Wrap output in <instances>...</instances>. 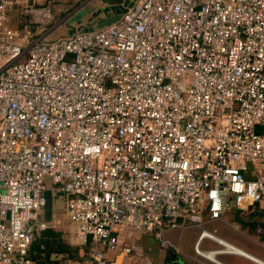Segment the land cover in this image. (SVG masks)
I'll use <instances>...</instances> for the list:
<instances>
[{
    "label": "built area",
    "instance_id": "obj_1",
    "mask_svg": "<svg viewBox=\"0 0 264 264\" xmlns=\"http://www.w3.org/2000/svg\"><path fill=\"white\" fill-rule=\"evenodd\" d=\"M49 15L0 0V264L32 263L49 196L92 264H123L106 252L138 234L168 247L165 230L231 202L264 207V0H134L56 39L13 26Z\"/></svg>",
    "mask_w": 264,
    "mask_h": 264
},
{
    "label": "crops",
    "instance_id": "obj_2",
    "mask_svg": "<svg viewBox=\"0 0 264 264\" xmlns=\"http://www.w3.org/2000/svg\"><path fill=\"white\" fill-rule=\"evenodd\" d=\"M38 3L48 7L50 15L47 22L36 27L31 36L33 39L38 34V38L56 39L89 28L94 20L91 13L99 5L98 0H38ZM13 24L20 28L28 25L18 19ZM257 165L263 166L264 172V161ZM250 168L254 169V166ZM60 196H49L50 208L46 211L43 208L39 212L40 219L48 220V227L38 231L30 247L31 264H92L87 254L88 244L76 236ZM60 208L61 213L58 214ZM179 222V227L163 233V237L170 242L168 247L162 246L151 234H138L134 241L136 248L130 254L121 251L125 244L120 243L119 250H108L106 255L123 264H264V207L228 209L213 220H209L205 214L200 226L189 221ZM201 226L215 236L203 237L199 244L201 250L210 251V257L201 256L193 249L197 235L203 230ZM54 237L61 245V251H48L47 242L54 241ZM224 242L231 245L233 250H224Z\"/></svg>",
    "mask_w": 264,
    "mask_h": 264
},
{
    "label": "water",
    "instance_id": "obj_3",
    "mask_svg": "<svg viewBox=\"0 0 264 264\" xmlns=\"http://www.w3.org/2000/svg\"><path fill=\"white\" fill-rule=\"evenodd\" d=\"M98 7L91 13V18H94L93 23L90 27L94 25H107L113 21H116L120 15L130 7L134 0H98ZM103 15V16H99ZM179 262H174L178 264Z\"/></svg>",
    "mask_w": 264,
    "mask_h": 264
},
{
    "label": "rangeland",
    "instance_id": "obj_4",
    "mask_svg": "<svg viewBox=\"0 0 264 264\" xmlns=\"http://www.w3.org/2000/svg\"><path fill=\"white\" fill-rule=\"evenodd\" d=\"M39 4V3H38ZM41 5V4H40ZM16 19H18V18H15L14 20H16ZM13 20V21H14ZM19 20V19H18ZM26 23H28V25H26V27L27 28H29L32 32H33V34H34V32H35V30H36V27L37 26H39V25H37V24H35L32 20H30V21H28V20H26ZM13 26H15V24H13ZM17 26V25H16ZM18 27V26H17ZM33 27V28H32ZM39 35V34H38ZM37 35V36H38ZM35 37V38H38V37ZM46 39H48V38H46ZM260 166V165H259ZM45 182L46 183H50V180H49V178L48 177H46L45 178ZM60 198L63 200V201H65V197H64V194H61V196H60ZM50 204H51V201H48L47 202V204H46V206H45V211L46 210H48L49 208H50ZM228 209H238L235 205H234V203L233 202H231L230 204H229V207L227 208V210ZM64 210H65V208H64ZM57 213L58 214H60L61 213V208L59 209V210H57ZM65 213H66V211H65ZM46 214V213H45ZM47 217V216H46ZM58 217H59V215H58ZM68 218V217H67ZM68 221H69V219H68ZM70 222V221H69Z\"/></svg>",
    "mask_w": 264,
    "mask_h": 264
},
{
    "label": "trees",
    "instance_id": "obj_5",
    "mask_svg": "<svg viewBox=\"0 0 264 264\" xmlns=\"http://www.w3.org/2000/svg\"><path fill=\"white\" fill-rule=\"evenodd\" d=\"M53 239L54 241L47 242V248L49 249L48 251L52 249H56V252L61 251V245L55 240L56 237H54Z\"/></svg>",
    "mask_w": 264,
    "mask_h": 264
}]
</instances>
